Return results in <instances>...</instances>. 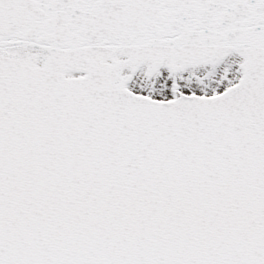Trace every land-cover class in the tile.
<instances>
[{
  "label": "snow or ice",
  "instance_id": "obj_1",
  "mask_svg": "<svg viewBox=\"0 0 264 264\" xmlns=\"http://www.w3.org/2000/svg\"><path fill=\"white\" fill-rule=\"evenodd\" d=\"M0 264H264V0H0Z\"/></svg>",
  "mask_w": 264,
  "mask_h": 264
}]
</instances>
